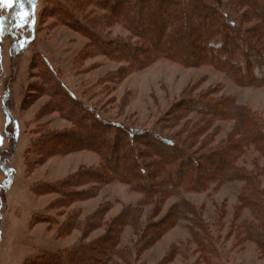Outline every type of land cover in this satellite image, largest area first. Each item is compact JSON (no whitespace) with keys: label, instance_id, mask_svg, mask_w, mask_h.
Here are the masks:
<instances>
[{"label":"rangeland","instance_id":"1","mask_svg":"<svg viewBox=\"0 0 264 264\" xmlns=\"http://www.w3.org/2000/svg\"><path fill=\"white\" fill-rule=\"evenodd\" d=\"M59 2L73 6L72 0H36L34 12L27 5L31 13L27 20L15 16L11 29L19 41L20 54L10 51V38L9 43L3 38L0 46V138L7 122L3 92L13 67L16 70L9 84L12 94L8 103L14 121L8 128L16 131L15 150L1 154L7 148L6 137L0 143V264H24L39 252L68 250L77 242L98 239L106 223L130 206L138 207L137 219L134 226L121 230L116 249L124 253L113 258L114 264H264L263 154L252 145L245 146L234 165L236 170L257 171L262 195L256 196L249 182L230 171L203 191L178 187L160 205L143 203L142 192L129 183L116 178L99 183L94 174L85 173H94L102 166L96 149H103L105 142L77 140V148L54 153L50 151L52 141L43 143L54 132L74 131V125L57 110L46 91L42 71L45 60L81 101L104 117L136 129L165 123L179 111L170 110L171 106L203 93L207 98H229L234 109H249L264 121V85H242L211 64H184L175 58L160 57L134 67L128 56H116L117 49H113V56L91 49L93 42L86 33L67 24L60 12L52 11ZM9 11L1 8L0 14L4 17ZM74 14L103 39L141 43L122 23L109 19L104 9L89 4L75 9ZM254 22L256 19L248 25ZM141 27L146 31V25ZM168 51L183 52V57L191 59L174 42ZM143 54L138 51L136 57ZM206 120V116L184 111L174 124H167L165 133L179 130L176 134L182 140L189 130L187 124ZM206 124V131L193 144L211 150L227 139L234 121ZM9 178L10 187L5 190ZM67 179L72 181L67 187L69 197L45 189V183L56 185ZM99 209L101 221L99 215L95 217ZM170 210L175 215L173 227L155 236L158 224L146 236L139 235L140 229L157 223ZM35 215L41 219L34 220ZM63 223L66 228L59 235Z\"/></svg>","mask_w":264,"mask_h":264},{"label":"trees","instance_id":"2","mask_svg":"<svg viewBox=\"0 0 264 264\" xmlns=\"http://www.w3.org/2000/svg\"><path fill=\"white\" fill-rule=\"evenodd\" d=\"M64 3H57L52 11L60 12L67 24L86 33L93 42L91 49L97 52L112 55L113 49H117L116 56L123 55L122 58L126 59L128 56L134 67H141L160 57L175 58L191 65L207 63L242 85H264V0H72L73 6H70V2L69 5ZM89 4L104 9L109 19L122 23L141 43L127 44L126 41H108L100 37L98 32L90 29L88 22H80V18L74 14L75 9ZM18 11V8L10 9L4 15L0 29V35L7 43L10 38L9 49L13 55L20 54L19 41L11 29ZM255 19L256 22L248 25ZM141 24L147 26L146 31H143L145 29ZM172 42L184 48L191 59L183 57V52H169L168 45ZM138 51H144L143 57H136ZM43 62L42 76L46 91L53 98L57 110L72 120L74 125V131L52 132L43 143L47 145L48 141H52L50 151L54 153L77 148V140L93 144L105 142L103 149L95 148L101 155L102 166L94 173L85 170L89 176L94 174L97 182L120 179L142 192L143 203L153 201L160 205L175 188L200 192L212 181L224 179L226 173L233 171L251 184V191L256 196L263 194L257 171L234 169L236 159L245 146L252 145L264 155V121L254 117L249 109H234L229 98H207L205 93L197 94L171 106L170 110L179 111L174 112L165 123L136 129L124 121L104 117L81 101L65 87L53 67L45 60ZM30 64H33L32 58ZM11 73L2 99V109L7 115L2 140L4 142L6 137L7 148H3L1 154H11L16 144V131L8 128L9 124L14 123L8 104L12 94L9 84L16 75L14 67ZM184 111L206 116L207 120L205 123L187 124L185 128L189 127L188 133L180 140L176 134L179 130L170 134L165 130L168 129L167 124H174ZM214 120L234 121L227 139L215 149L196 147L193 143L206 131V123ZM71 185L72 181L67 179L56 185L45 183V189L49 187L59 192L61 197H69L67 187ZM9 187L10 178L3 188L8 190ZM255 201L260 203V200ZM100 210L95 212V217ZM137 215L138 207L130 206L106 223L104 234L98 239L88 243L77 242L68 250L39 252L24 264H114L113 258L122 257L124 253L116 249L120 232L127 225L134 226ZM36 217L41 219L36 215L33 219L36 220ZM101 217L98 216L100 221ZM174 224L175 215L170 210L157 223L148 225L150 228L140 229L139 235L146 236L157 225L153 235L156 236L157 232L162 235ZM65 228L66 224L63 223L58 234Z\"/></svg>","mask_w":264,"mask_h":264},{"label":"snow or ice","instance_id":"3","mask_svg":"<svg viewBox=\"0 0 264 264\" xmlns=\"http://www.w3.org/2000/svg\"><path fill=\"white\" fill-rule=\"evenodd\" d=\"M36 0H0V8H18L17 17L21 21L27 20L31 13L26 10V4L32 6V11L34 12ZM4 17H0V25L3 24ZM34 23V21H33ZM0 143H2V138H0Z\"/></svg>","mask_w":264,"mask_h":264},{"label":"crops","instance_id":"4","mask_svg":"<svg viewBox=\"0 0 264 264\" xmlns=\"http://www.w3.org/2000/svg\"><path fill=\"white\" fill-rule=\"evenodd\" d=\"M1 9V8H0ZM0 17H2L1 16V14H0ZM3 41H5V40H3V38L1 37V35H0V46H2V43H4ZM4 45V44H3Z\"/></svg>","mask_w":264,"mask_h":264}]
</instances>
